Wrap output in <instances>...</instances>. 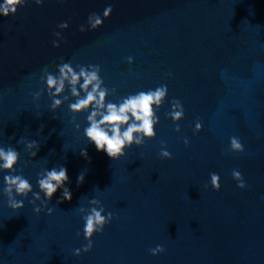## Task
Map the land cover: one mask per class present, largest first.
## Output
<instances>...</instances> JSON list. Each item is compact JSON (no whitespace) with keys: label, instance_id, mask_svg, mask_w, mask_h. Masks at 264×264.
Masks as SVG:
<instances>
[{"label":"water","instance_id":"water-1","mask_svg":"<svg viewBox=\"0 0 264 264\" xmlns=\"http://www.w3.org/2000/svg\"><path fill=\"white\" fill-rule=\"evenodd\" d=\"M109 4L102 27L78 31ZM64 21V42L53 48L52 33ZM61 59L100 65L104 85L116 88L107 98L114 103L166 84L155 138L112 160L84 137L87 113L75 117L79 131L69 123L74 100L55 112L46 92L34 102L30 93L44 87L41 69L54 72ZM172 99L184 108L179 132L166 118ZM197 118L202 128L193 134ZM233 136L242 153L227 151ZM21 137L38 141L35 157L17 144ZM159 141L172 159L159 158ZM0 146L20 153L15 174L33 192L37 173L59 166L71 191V200L58 204L57 190L51 215L33 212L31 193L16 197L24 203L18 211L0 195V264H264V0H44L0 16ZM233 170L245 188L236 186ZM209 173L219 175V191ZM7 174L0 172V188ZM90 199L114 218L77 257L73 251L87 243L77 209ZM157 245L165 251L150 255Z\"/></svg>","mask_w":264,"mask_h":264},{"label":"clouds","instance_id":"clouds-1","mask_svg":"<svg viewBox=\"0 0 264 264\" xmlns=\"http://www.w3.org/2000/svg\"><path fill=\"white\" fill-rule=\"evenodd\" d=\"M34 3L41 6L44 0H3L0 3V16L8 17L14 15L18 7H23L27 3ZM63 2V0H60ZM112 12V6L109 4L105 7L102 15L92 12L88 15L86 25L81 24L78 31L84 33L86 31H94L103 26ZM69 27L67 21L57 25L60 31H55L52 35V47L59 48L64 42L61 32ZM126 62L131 65L133 57L126 58ZM101 67L98 64L81 65L76 64L73 67L72 62H63L57 64L54 72H50L48 66L41 69L39 82L44 85L40 91L30 93L33 101H38L42 93L47 94L51 101L50 111L55 112L62 104L70 99L74 100L68 103V111L72 114L69 123L74 125L76 131L80 130V124L76 122V115L87 113V127L83 129V135L87 141L93 144L98 152H104L110 159L117 160L125 155V150L133 145L142 147L145 141L152 140L156 136L155 126L159 123L157 112L164 104L168 88L166 84H161L154 89L141 90L135 94H129L115 103L108 101L109 96L116 95V88L106 87L104 80L100 76ZM171 77V73L167 74ZM67 91L68 94H65ZM60 97V98H58ZM170 110L166 113V118L172 120L176 127L175 132L180 131L178 121L184 118V108L178 99L169 101ZM43 127V126H41ZM202 125L197 118L193 134L201 131ZM23 143L25 151L29 157H35L39 150V143L36 140L28 141L21 137L17 140V144ZM160 159H172V153L166 150L164 141H159ZM184 145L189 144L188 138L183 139ZM231 153H242L244 147L237 137H230L227 149ZM226 154V153H225ZM80 155L87 158V151L81 150ZM20 153L12 146H0V172L9 173L3 176V187L0 188V195L7 198V206L13 211H18L24 207L23 199L18 200L16 197L27 198L29 193L32 199L29 204L33 205V212L39 215L47 209L46 215H51L53 208L48 207L53 195L60 190L59 204L62 201L71 200V191L65 185L69 183L67 169L64 166L52 167L40 173H37L38 192H33L32 185L28 179L22 174H15L22 170L15 166L19 161ZM210 185L214 191H219V175L209 173ZM232 178L237 182V187L243 189L246 187L242 174L238 170L232 171ZM84 173L81 172L77 176V185L83 183ZM208 185H205L207 188ZM43 195V199L41 198ZM39 201V206L36 202ZM89 207H79L77 211L81 214L84 222L83 237L87 241L81 248L73 251L74 256H80L81 253L89 252L93 247L92 237L94 234L103 232L104 227L109 224L114 216L112 212L105 214V208L98 199H90ZM81 233L76 232L79 237ZM165 251L162 245L149 249V254L156 256Z\"/></svg>","mask_w":264,"mask_h":264}]
</instances>
